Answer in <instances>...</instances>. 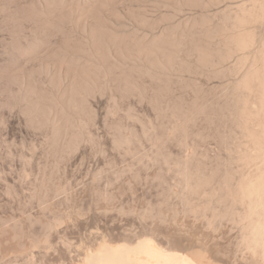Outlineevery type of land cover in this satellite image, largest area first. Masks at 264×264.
<instances>
[{"label": "rangeland", "instance_id": "obj_1", "mask_svg": "<svg viewBox=\"0 0 264 264\" xmlns=\"http://www.w3.org/2000/svg\"><path fill=\"white\" fill-rule=\"evenodd\" d=\"M28 1L30 0H6L12 5L7 15L0 7V257L1 254L3 255L0 258V264L4 263L3 258H5L4 264H51V261L57 258V252H60L58 259L66 257V264H70L77 257V250L80 248L78 238L84 232L81 224L87 227L88 224L95 226L98 223L100 227L96 229V233L92 228H87L89 239L95 240L97 233L102 234L99 238L111 237L109 240L112 241L145 231L154 232L156 236H161L160 238L164 239L166 244L171 241L174 246L181 247L180 249L189 253L197 252V255L206 264H262L264 250L260 249V228L257 227L264 224V219L258 213V209L255 215L250 216L245 202L235 199L237 195L235 193L238 192L242 182L247 186L253 181L256 183L258 191L260 178L264 175V0H245V7L251 14L250 19L244 24L251 40L248 48L242 52L245 57L241 59H238L237 56L232 57L226 64L232 69L225 73V76L214 77L207 76L205 73L196 74V80L202 82V84L200 83L202 86L204 84V90L198 94V96L200 95L198 97L199 104L204 103L206 106L203 104L204 112L202 110L200 112V109L196 110L199 112H196L197 115L195 111L192 112L194 110L192 100L197 92L195 94V90H191V86L189 88V86L184 87L174 83L175 89L172 86L170 93L175 92L172 95L168 93V98L167 96L163 97V100L166 99V104L161 105L164 101L159 102L161 106H168L169 112L176 107L179 109L181 105L183 110L188 107L189 113H194L198 117L196 118L194 114H192L194 117L190 115L196 119L190 118L188 124H183L186 126L184 130L176 129L173 134L164 137L166 138L165 142L160 141L164 145L162 143L159 145V141L156 142L158 146L153 143L154 137L151 136L154 134L147 138L140 135L141 122L136 117H130L132 121L134 118L136 119L132 123L130 118L124 116L123 112L125 111L120 113L119 110L118 114L116 112L114 115L116 117L110 116L112 118L110 119L106 113L107 102L109 103V98L106 97L108 93L89 97V103L93 107V110L91 107L93 121H89L87 129L90 128L91 132L85 130V132H89L85 133L86 139H82L83 136L78 140L79 142L76 141L77 143L64 141L62 144L63 141L57 139L54 141L55 137L52 136L50 128L45 126V128L42 126L38 128L36 124L31 123L28 108L24 101H20L18 95H15L19 85L13 82L11 76L13 74L10 73L12 47L16 49V46L26 45L24 36L26 35L27 39L31 35L32 23L25 14V6L30 3ZM3 2L5 0H0V5ZM12 15L13 18H11ZM14 18H19L17 21L20 22V28L12 23V20L16 21ZM21 36L23 37L21 38ZM15 39H18L17 42ZM26 59L29 58H25V64H21L22 69L26 68L21 72L20 76L23 75L21 78L27 76L26 72L30 69L29 67H34L41 61L40 59L36 62L38 58L34 61H32L33 59L26 61ZM39 76L37 75L39 81L46 78L44 74ZM41 77L43 78L40 79ZM145 80L147 94L130 95V97H126L127 99L122 100V102L125 101L123 104L127 106L131 101L135 111L138 112H136L137 116L139 114L138 117L144 118L143 120L146 121L153 120L156 132L168 129L167 126L170 125L172 127L171 123L174 125L175 120H177L176 123L180 122L179 118H172L168 111L167 116L165 115L168 119L157 115V111H154L157 103L155 105L154 102L149 101L151 98L149 96H152V92H154L153 86L149 85L148 79ZM240 81L241 83H239ZM147 97L149 98L147 99ZM178 97H182L184 101ZM167 99L171 100V103ZM179 101L188 106L185 107ZM177 102L180 103L179 106ZM167 103L170 104L167 105ZM153 104L155 107L152 106ZM174 104H177L175 108ZM191 105L193 109H191ZM154 112L159 119L160 117L163 118V121L166 119L165 125L162 126L163 121L156 118ZM114 119L116 120L113 121ZM129 120L130 128L136 130L140 136L136 138L141 140H138V143L133 141L136 145L131 143L123 147L125 151H121L119 147L114 150L115 128L119 123L121 126L125 123L123 126L129 127ZM191 120L192 122H190ZM166 124L169 125L166 126ZM186 124H190L188 129ZM113 127L114 129H112ZM178 130L185 131V134L188 133L185 140L183 132L181 135ZM89 134H92L90 137L95 140V145L91 143L92 138L90 140V137L87 136ZM179 135L182 136V139ZM164 138L162 139L164 140ZM134 145L136 146L135 150ZM152 145L154 146L152 147ZM155 145L159 147V150L157 147L155 149ZM131 148L134 150L133 154L130 151ZM155 150L156 153H154ZM85 161L86 166L82 169L78 168V165ZM133 161L136 163L137 174L141 180L118 182L113 170H123L125 165H131ZM181 162L182 164L186 162V164L180 165L183 169L181 168L182 170L179 171ZM186 165L189 167L187 171H185L188 168ZM90 169L92 170V179L85 185L84 180L89 176ZM100 170H103V174L97 175ZM185 175L187 177L189 175L190 184H199L200 182L205 184L207 182L206 184L209 185L204 187L200 193L188 190L189 193L185 194L188 191L181 188L183 187L181 183L185 184L184 181L187 180ZM200 177L204 180H200ZM224 177L228 178L225 180L227 183L222 182ZM220 183L230 184V189L218 187ZM44 185H46L45 188H43ZM37 186L41 190L45 189L44 193ZM225 191H227L226 194ZM232 191L233 193H231ZM85 193H87V198H85ZM209 195H213L214 199ZM36 197H38L37 200ZM231 200L233 201L231 202ZM253 205L258 208V195L254 199ZM192 209L196 210L192 211ZM214 209L221 210L224 216L210 222L213 220ZM81 214H86V218L81 220ZM235 216L236 221L233 219ZM60 220L62 223H58ZM46 225L52 226L47 227ZM19 235H25V239ZM6 240L7 242H5ZM20 242H23L21 246ZM29 246L32 248L31 251ZM16 252L20 253L19 258V254L16 255ZM194 252L192 254H195ZM30 253L31 255H29ZM22 255L24 258L21 257ZM210 260L213 262L210 263Z\"/></svg>", "mask_w": 264, "mask_h": 264}, {"label": "bare ground", "instance_id": "obj_2", "mask_svg": "<svg viewBox=\"0 0 264 264\" xmlns=\"http://www.w3.org/2000/svg\"><path fill=\"white\" fill-rule=\"evenodd\" d=\"M28 3L29 5L25 6V14L32 23V31L30 32L31 35L28 34L29 37L27 39L25 37L26 35L24 36V43L26 42V45L22 44L23 46L21 47L16 46V49L12 47L13 50L12 52H10L11 58L9 57L12 61L10 65V73L13 74L11 75L13 78L12 80L19 85H16L17 88L19 87L18 92L16 90L17 94L14 93L15 91L13 93L15 95H18L20 101H24L25 106L28 108L31 116V123L33 122L34 124H36L38 128H40L41 126L50 128L52 136L55 137L54 141H56V139L63 141L62 144L64 143V141H67L69 143H73L76 141L79 142L78 140H80L83 136L84 137L82 139L85 138V133H87L85 132V130L90 131V128L87 129V127L88 124H90L89 121L92 120L93 116V112L91 114L92 106L89 103V97H95L97 95L102 96L106 93H108V96L106 97L109 98V103L107 102V100L106 102L108 105L107 107H104L107 108L106 113L109 115V117L112 116L113 118L116 112L118 114L119 110L120 113L125 111L123 112L125 117H127L128 119L130 117H136V119L141 122V130L139 132L141 133L140 135L147 138V136L149 137L150 135L154 134L151 137H154L155 142L153 140V143L156 145V142L158 141L165 142L166 138L164 137L170 136L176 129L180 128V130H184L186 126L183 124H188L190 118L194 120L198 117L195 116L196 112H198L196 110L200 109V112H202L206 107L204 103L199 104L200 100L198 97H200V95L198 96V94H200L199 92H202V90H204V84L202 86V82L196 80V74L205 73L207 74V76L212 75L214 77H220L225 73L230 72L232 67L226 66L227 62L234 56H237L238 59H241L242 57L244 58L245 56L243 55L244 53L242 54V52L243 50L248 48L247 46H249V41H251L250 34L244 27V24L250 19L251 15L245 7V0H30L28 1ZM17 17H19V15ZM11 18H13V15L11 16ZM14 19H16V21L14 20L13 22L12 20V23H15V25L19 26L20 28V22L17 21L19 18ZM22 37L23 36H21V38ZM239 52L241 53L239 54ZM7 53L9 52L7 51ZM39 55L40 57H38ZM25 58H29L26 59V61L30 59H33L32 61H34L36 58H38L36 62L40 59L41 61L40 63H37L38 65H35L36 67H29L30 69H28L26 72L27 76L21 78L23 76H20L21 72L26 69H22L23 66L21 65L22 63H24ZM41 74H44V76L46 77L45 79L43 77L40 78H43V81H39L37 79ZM145 79H148L149 85H152L154 88H152L154 92H152V96H149L151 97L149 101L154 102L155 105L157 103L156 110H154L157 111V115L167 118L165 117V115L167 116L168 111L172 118L176 117L180 119V122L178 123H176L177 120H175L174 125L173 123H171L172 127H170L171 125L167 126L169 124H166V126L171 129L165 128L161 129L159 132H156V126L155 124H153V120L150 119L146 121L143 120L144 118L141 119V117H138L139 114L137 116V111H135V107H133L130 103L131 101L127 106L123 104V102L125 103V101L122 102L124 98H128V96L130 97V95L133 94H139L142 96L147 92V86L144 83L146 81ZM174 83H177L176 85L179 84V86L182 85L184 87H192L193 89L191 88V90H195V94L197 92L192 100L194 110H190L192 112L195 111V114L191 112L189 113L188 107L186 110H183V107L181 105L180 108L178 107L179 109H177V107L175 108L177 104H174L175 109H172L171 112H169V110H167V105L171 103V100L169 101L168 99L167 100L170 103H167V107L161 106L163 104H166V99L163 100V97H166L168 93L171 94V87ZM239 83H241V81ZM228 84H230V82ZM223 87L226 88V86ZM173 89H175V87ZM174 96L175 94L173 95V97ZM149 97H147V99ZM180 98L181 100L183 99L182 97ZM162 101L164 102L160 105L159 102ZM179 102L184 104L185 107L188 106L181 101ZM180 103H178V106ZM154 104L152 105L153 107H155ZM203 104L205 107H203ZM124 105L125 108H123ZM192 105L191 109H193ZM171 108H173L172 105ZM192 114H194L196 118L190 117V115ZM125 117H123V119L126 121ZM104 118L108 119V117L106 116H104ZM112 118L110 117V119ZM156 118H158V116H156ZM136 119L134 118V120ZM162 119L163 118L160 117L159 120ZM115 120L116 119H114L113 121ZM130 120L129 127H124L123 125H125V123L122 124L124 128L120 125V123L118 124V126H116V139H114V143H116L117 145L126 147L129 144L134 143L133 141H136V143H138L137 141L139 139L137 138H139L140 136L137 134L138 132H136V130L134 131V129L130 128ZM164 121H166V119ZM164 121L162 123V126L165 125ZM190 122H192V120ZM112 125H114V123ZM189 125H187V129ZM112 129H114V127ZM182 132L178 130V133H181V135ZM113 133L114 130L112 134ZM178 133L176 134L178 135ZM187 134L188 133L185 134V131L183 132V136H185L183 137L184 140L187 137ZM90 135L92 136V134H89L87 136L90 137ZM89 137L87 138L89 139ZM91 138L92 137H90V140ZM162 138H164V140ZM180 138L182 139V136ZM162 142H160L159 145ZM74 144L72 145L75 146ZM58 145L61 146L60 143H58ZM135 145L134 150L136 147ZM156 145L155 149L158 146ZM162 145L164 144L162 143ZM54 146H56V144ZM153 146L154 145H152V147ZM158 148L159 147H157V150H159ZM131 149L130 151L132 153V151L134 150L133 148ZM154 153H156V150ZM182 162L179 164V171L183 169L182 166H180L184 164H182ZM188 169L189 167L185 171H187ZM189 172L190 170L188 171V173ZM222 175L221 177L225 176ZM227 175L229 174L227 173ZM188 177L186 176L187 180H183L185 184L181 183L183 186L181 188H183L184 190H193V192L196 191L197 193H200L202 189H204V187L209 185L206 184L207 182L205 184H201L203 182L200 181L199 184H190L191 181H188ZM202 178H204L203 175ZM202 178L200 177V180H204ZM226 178L227 177H224V180H222V182H226ZM194 181L196 183V180ZM45 186L46 185H44L43 188H45ZM230 186V184L220 183L218 187H223L228 190L230 189ZM37 187L35 188L36 190ZM39 188L40 187H38V189ZM39 190L43 192L45 189L41 190L40 188ZM184 190L181 191L185 192ZM226 192L227 191H225V194ZM188 193L189 191L185 194ZM231 193H233V191ZM209 197L214 199L213 195H209ZM37 198L38 197H36V200ZM232 201L233 200H231V202ZM193 210L196 209H192V211ZM145 213H147V211ZM223 216L224 213L221 212V210L219 211L214 209V211L212 212L213 220L210 222H213L219 217L222 218ZM235 218L236 216L233 218L236 221ZM11 221L14 220L11 219ZM46 226L48 227L50 225ZM257 228H260V226H258ZM13 238L15 240L14 236ZM103 241L104 238H95L94 242L96 244V247L98 248L100 243H102ZM5 242H7V240ZM109 242L119 243L122 241L121 239H119L112 241L109 240ZM22 243L23 242H20V246ZM18 244L16 245L18 246ZM30 247L31 246H29V248ZM180 248H178L176 245H173V250H179L182 256H187L188 259L194 261V264H206L205 262H203L201 257L197 255V252L195 253L193 251L195 254H192L193 252L189 253L188 251ZM31 249L32 248H30V251ZM77 251L79 252H77V257L75 259L73 258L74 260H72L70 264H81V261L87 257L86 248L83 251H81V249L79 248V250ZM15 254H19V258L20 253L16 252ZM29 255H31V253ZM2 256L3 255L1 254V257ZM8 256L7 259L11 255L9 257ZM21 257H23V255ZM3 260V262L5 263V258H3ZM12 260L14 262V259ZM18 262L20 263V259ZM212 262L210 260V263Z\"/></svg>", "mask_w": 264, "mask_h": 264}, {"label": "snow or ice", "instance_id": "obj_3", "mask_svg": "<svg viewBox=\"0 0 264 264\" xmlns=\"http://www.w3.org/2000/svg\"><path fill=\"white\" fill-rule=\"evenodd\" d=\"M3 12L5 15L8 14L12 5L3 2L2 5ZM91 143L95 145V140ZM119 147L123 151V147L114 143V150ZM99 151V149H97ZM86 166V161L78 165V168H83ZM106 167H109L106 165ZM116 173V180L122 182L123 180H131L132 182H138L141 177L137 174V166L135 161L131 165H125L123 170L114 169ZM103 170H100L97 175H102ZM81 175L83 173L81 172ZM92 179V170H89V176L85 178L84 184L87 185ZM258 195L259 205L258 211L264 219V175L260 178L259 189L257 191L256 183H252L245 186L244 182L239 185L237 195L235 199L240 202H245L246 207L250 216L255 215L257 208L253 206V201ZM85 198H87V193H85ZM86 218V214H81V220ZM90 218V217H87ZM99 219V218H98ZM58 223H62L58 221ZM71 224V221H69ZM84 228V232L81 237H79V247L81 251L85 248L87 249V257L81 261V264H194L193 260L188 259L187 256H182L179 250H173V244L169 241L167 244L165 240L156 236L155 233H149L147 231L139 233L133 236H125L120 238L122 242H109V237H105L104 241L100 243L99 247H96L94 240L89 239V233L87 228H92L93 232L96 233V229L100 227V224L93 226L88 224ZM62 230V229H61ZM102 235L100 233L96 234V239ZM260 247L264 250V224L260 227ZM47 243V241H45ZM75 244V241H73ZM68 247V245H65ZM60 252H57V258L51 261V264H66V257L64 259H58ZM264 264V261H262Z\"/></svg>", "mask_w": 264, "mask_h": 264}]
</instances>
